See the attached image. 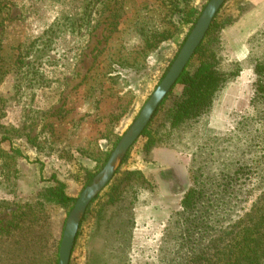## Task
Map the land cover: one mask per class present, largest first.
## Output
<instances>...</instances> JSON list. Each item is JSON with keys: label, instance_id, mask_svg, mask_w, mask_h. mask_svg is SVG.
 Returning a JSON list of instances; mask_svg holds the SVG:
<instances>
[{"label": "rangeland", "instance_id": "obj_1", "mask_svg": "<svg viewBox=\"0 0 264 264\" xmlns=\"http://www.w3.org/2000/svg\"><path fill=\"white\" fill-rule=\"evenodd\" d=\"M161 1L0 0V264H58L66 218L92 180L85 184V175L102 169L192 28L181 25L162 39L169 28ZM207 1L192 0L199 15ZM237 3L244 14L220 29L215 48L221 66L239 68L207 115L205 129L216 137L231 135L253 113L255 87L264 82V71L255 70L258 61L264 64V0H227L220 10ZM181 88H173L161 110ZM259 126L264 130V121ZM142 141L117 170L134 164ZM257 143L261 174L248 180L254 186H246L241 212L246 221L258 219L261 241L264 133ZM177 152L179 174L143 169L158 189L138 197L132 216L116 208L98 226L85 212L69 264H169L178 255L169 219L191 184V156ZM52 174L74 202L39 204L37 194L54 184Z\"/></svg>", "mask_w": 264, "mask_h": 264}, {"label": "trees", "instance_id": "obj_2", "mask_svg": "<svg viewBox=\"0 0 264 264\" xmlns=\"http://www.w3.org/2000/svg\"><path fill=\"white\" fill-rule=\"evenodd\" d=\"M161 3L163 20L169 28L162 39L172 37L181 25L190 24L191 28L198 18L199 12L193 7L192 0H162ZM245 9L244 4L237 3L219 10L173 86L181 84V91L174 95L167 108L161 110L173 91L171 89L141 134L146 159L154 147L186 150L191 156L188 168L191 184L181 200V210L169 219L170 229H175L178 254L169 264H260L258 248L260 242H264L263 237L260 241V222L255 217L246 221L241 209L250 192L246 186H254L247 183L248 180L260 173L257 142L261 132L264 133L259 126L264 121V82L255 87L253 113L241 117L234 133L216 137L205 129L214 99L239 72V68L221 66L215 52L218 32L241 17ZM255 70L258 74L263 73L264 64L258 61ZM259 104L263 105L261 109ZM15 152L19 153L18 150ZM95 172L85 175V184ZM49 180L54 184L38 192L39 204L74 202L63 181L54 174ZM157 189L158 182L152 173L120 168L104 192L90 203L85 217H92L101 226L104 214L116 208H123L132 216L138 197L144 191L154 193ZM130 222L132 217L129 216Z\"/></svg>", "mask_w": 264, "mask_h": 264}, {"label": "water", "instance_id": "obj_3", "mask_svg": "<svg viewBox=\"0 0 264 264\" xmlns=\"http://www.w3.org/2000/svg\"><path fill=\"white\" fill-rule=\"evenodd\" d=\"M226 1H207L166 73L145 101L134 121L120 137L102 169L92 178L91 182L84 187L76 198L65 221L59 246L58 264H69L77 233L88 206L111 181L129 149L141 136L158 107L176 84L197 47L202 42L213 19Z\"/></svg>", "mask_w": 264, "mask_h": 264}, {"label": "crops", "instance_id": "obj_4", "mask_svg": "<svg viewBox=\"0 0 264 264\" xmlns=\"http://www.w3.org/2000/svg\"><path fill=\"white\" fill-rule=\"evenodd\" d=\"M144 142L141 143V145L138 147L137 154L135 155V162L139 161L141 162V165L135 167V162L133 165L127 168H132V169H145L147 166H153L156 170H173L174 172L178 173L181 171L180 167L178 166L180 163V155L178 154L177 151L168 149V148H163V147H154L149 155V158H145V153L142 150V145ZM140 151V152H139ZM140 157V160L137 159ZM179 161V162H178ZM181 166V164H180ZM152 168V169H153Z\"/></svg>", "mask_w": 264, "mask_h": 264}]
</instances>
